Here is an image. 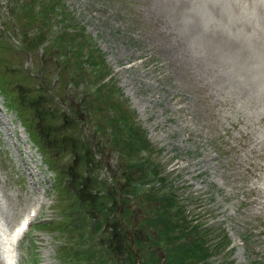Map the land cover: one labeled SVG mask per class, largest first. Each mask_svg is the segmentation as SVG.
<instances>
[{
    "label": "rangeland",
    "instance_id": "obj_1",
    "mask_svg": "<svg viewBox=\"0 0 264 264\" xmlns=\"http://www.w3.org/2000/svg\"><path fill=\"white\" fill-rule=\"evenodd\" d=\"M37 1H30L34 10ZM205 1L208 8L200 15L213 19L210 5ZM60 2L64 8H56L65 10L67 15L64 22L67 25L62 28L70 33L82 30L83 37L94 42L103 56L109 73L100 81L108 79V84H115L120 94L108 92L109 98L118 95L134 120L146 131L150 148L160 149L156 159L166 174L167 186L176 189L178 204L187 218L194 219L190 223H198V230H210L206 243L212 249L207 259L212 264H264V93L247 96L232 87L231 91L226 87L225 92L217 85L218 81L201 80L196 68L189 72L183 63L176 65L162 48L168 44L163 36L167 32L164 21L148 12V0ZM41 16L31 9L28 11V0H0V223L10 232L22 213L34 208L33 223L15 246V264H57L55 249L62 240L61 235L35 223L50 218L56 224L55 219L61 213L57 210L58 198L69 203L58 196L52 185L53 172L44 163V156L30 140L15 111L19 106L28 118V102L39 92L35 88L39 86V78L50 83L56 80L58 67L54 59L48 58V52L44 54L42 45H34L32 51H28L35 27L41 30L47 27L41 25L44 24ZM54 22L47 27L44 34L47 38L57 32L59 24ZM24 41L28 42L22 45ZM191 49H194L193 44ZM240 54L243 52L235 51L223 57L225 64L231 63L227 73L231 74L234 68L233 74L238 75L236 67L242 57L237 56ZM245 66L243 64L241 75L247 79ZM28 71L32 75H28ZM245 81L247 86L248 80ZM79 90L82 88L69 84L54 92L58 91L60 98L63 96L71 103L77 99L74 95ZM104 90L109 91L106 86ZM102 112L93 113L89 119L84 115L86 120L80 124L82 136L96 153L95 160L83 166L82 153H78L69 163L64 161L73 174L82 166L87 167L92 180L96 176L110 175V168L116 164L118 156L111 147L113 142L98 126L104 118ZM96 187L100 193L105 190L97 182ZM166 189L157 190V196ZM113 192L112 204L117 205L113 216H117L121 207H127L129 212L124 218L128 225L123 228L124 232L129 239L136 237L143 243L136 246L139 263L132 256L131 264H146L141 258L145 244L154 246L159 257L147 264H172L169 263L170 254H163L164 245H156L160 239L156 229L142 221L153 216L150 203L157 206L159 201L140 193L141 202H138L134 194L125 190V184L117 181ZM15 211L16 218H13ZM173 212L174 208L169 210V214ZM94 214L93 211L81 213L80 218L84 215L91 219ZM4 215L11 216L10 222H3ZM104 223L105 233L94 241L109 243L112 239L117 252L116 264H129L127 248L120 245L118 236L109 234L112 221ZM224 235L230 244L222 248ZM132 243L130 247L135 248L133 240ZM2 256L0 264H5L3 253ZM186 262L194 264L190 260Z\"/></svg>",
    "mask_w": 264,
    "mask_h": 264
},
{
    "label": "trees",
    "instance_id": "obj_2",
    "mask_svg": "<svg viewBox=\"0 0 264 264\" xmlns=\"http://www.w3.org/2000/svg\"><path fill=\"white\" fill-rule=\"evenodd\" d=\"M30 1L33 0H28V11L31 9L42 15L44 24L41 25L49 27L52 21L59 24L57 32L50 38L44 35L47 27L42 30L39 26L35 27L36 32L30 35L31 42L28 46V51H32L34 45L43 46L44 54L48 52V58L54 59L58 67V80L50 83L49 80L39 78V86L35 87L39 92L31 96L28 102V118L19 106L15 111L44 156L45 163L53 172V185L58 191V196L69 200V203H66L58 198L59 203L65 204L60 206V219H64L49 226L65 239L64 244L59 245L60 257L66 258L63 264H116L117 252L112 239L109 243L94 241L105 233L104 222L109 219L112 221L109 225V234L118 236L120 245L127 248L129 264L133 261L132 256L135 259L136 255L140 256L136 246L143 243L136 237L130 240L123 229V222L128 225V220L124 218L129 212L128 208L121 207L117 216L112 214L117 206L112 204L115 181L125 184V190L134 194L138 202H141L140 193L159 201L157 206L150 203L149 210L153 216L142 221L150 223L156 229L160 238L156 245H164L163 254H170L169 263L189 264L186 260H190L194 264H212L207 259L212 248L206 243L210 230H198L199 224H189L183 218L175 190L167 186L162 165L156 159L159 151L154 147L150 148L146 131L134 120L132 112L124 106L118 96L120 95L118 87L115 84H108V79L104 80L105 82L100 81L108 75L109 69L105 67L98 47L89 38L83 37L82 30L70 33L62 28L67 25L64 23L67 15L65 10L56 8L63 7L60 0H39L35 4L36 10L32 8ZM27 42L24 41L22 45ZM63 78L66 80H62ZM69 84L71 87L82 88L75 93L74 98L77 99L71 103L63 99V96L60 98L58 91L54 92L57 88ZM105 86L109 91L104 90ZM113 91H117L118 95L109 98L108 92ZM84 97L87 100L83 99ZM100 111H103L104 118L100 120L98 126L105 130V135L113 142L114 146L111 147L118 156L116 155V164L110 168V175L105 178L96 176L95 180H92L90 171L83 166L94 161L93 156L96 153L92 151V146L86 143L87 138L82 136L80 124L86 120L84 115H88L89 119L94 116L93 113ZM93 150L95 151V148ZM140 151L143 153L140 154ZM152 152H155V155ZM78 153H82L80 155L83 166L73 174L66 163ZM66 157L68 160H64ZM100 164L105 167L101 161ZM96 182L105 187L101 193L96 187ZM162 187L167 189L157 196L156 191ZM142 190L144 192H141ZM173 208L174 212L169 214V210ZM89 211L95 213L93 218H84V215L80 218L81 213ZM98 232L100 234L96 235ZM222 238L224 239L221 241L225 244L227 242L225 235ZM132 240L135 248L130 247ZM154 257L159 258L155 247H148L145 244L142 248V260L147 264L154 261Z\"/></svg>",
    "mask_w": 264,
    "mask_h": 264
},
{
    "label": "bare ground",
    "instance_id": "obj_3",
    "mask_svg": "<svg viewBox=\"0 0 264 264\" xmlns=\"http://www.w3.org/2000/svg\"><path fill=\"white\" fill-rule=\"evenodd\" d=\"M198 2V0L197 3L196 0H148V4L150 5L148 12L153 16H159L161 20L164 21V25L166 26L165 29L167 32L163 33V36L165 39L167 38L168 44L167 46H162V48L166 51V55H170L176 65L183 63L184 66L187 67L186 71L191 72L193 71V68H196L195 70L201 74V80L209 79L212 80V82L218 81L217 85H220L224 91L227 89L226 87L229 89L232 87L234 89L238 88L243 94L247 96L252 94L257 95L258 93H262L260 96L263 95L264 82L261 83L258 81L264 80V56H257L246 51H241L243 52V55H241V53L239 56H237L242 57L240 60L241 63L238 62L237 64L235 62L238 65L236 67V74L238 75L235 76L233 74L235 70L234 68L233 70L231 69V74L227 73L230 71L229 66L231 63L229 66L227 65L229 63L225 64L223 57L231 55L235 51L240 52L241 45L210 28L209 26L212 25L213 19L211 17L204 19L200 15V13L203 12L202 10L208 7L204 5V0H200V5H198ZM206 2L209 4V0L205 1V3ZM234 5L237 12L246 13L248 16L255 14V20L253 21V24L254 26L258 24L259 27L256 28L254 36L258 37L260 41L257 47L260 48L261 52H264V0H234ZM249 31H251V29H249ZM253 42L255 43V41ZM192 44L195 50L191 49ZM219 57L220 61L218 60ZM243 64L246 65L245 70H247L248 73L247 79L241 75ZM224 65L227 67H224ZM245 80H248V84L246 83L247 86L244 84ZM210 82L209 84H211ZM255 97L252 98L255 100ZM26 209L27 208L25 207L24 211H26ZM6 213L7 212L4 214ZM24 213H22L20 217L26 216ZM16 214V211L13 212L12 217L16 218ZM10 217V215H4V222H10ZM10 239H13V237L8 238V236L5 234L3 223H1L0 247L4 255V262L6 264H13L14 262L12 241H9Z\"/></svg>",
    "mask_w": 264,
    "mask_h": 264
},
{
    "label": "clouds",
    "instance_id": "obj_4",
    "mask_svg": "<svg viewBox=\"0 0 264 264\" xmlns=\"http://www.w3.org/2000/svg\"><path fill=\"white\" fill-rule=\"evenodd\" d=\"M209 5L213 17V23L209 26L211 29L240 44V51L264 56V52L257 47L259 38L254 36L256 28L259 27L258 24H253L255 14L248 16L246 13L237 12L234 0H209Z\"/></svg>",
    "mask_w": 264,
    "mask_h": 264
}]
</instances>
